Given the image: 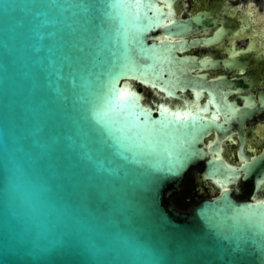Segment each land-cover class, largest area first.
<instances>
[{
  "label": "water",
  "instance_id": "95a60500",
  "mask_svg": "<svg viewBox=\"0 0 264 264\" xmlns=\"http://www.w3.org/2000/svg\"><path fill=\"white\" fill-rule=\"evenodd\" d=\"M172 3L0 0V264H264V198L235 199L233 166L204 148L234 83L179 55L215 38L187 40L205 19ZM200 162L219 192L177 208Z\"/></svg>",
  "mask_w": 264,
  "mask_h": 264
},
{
  "label": "flooded vegetation",
  "instance_id": "af4514ba",
  "mask_svg": "<svg viewBox=\"0 0 264 264\" xmlns=\"http://www.w3.org/2000/svg\"><path fill=\"white\" fill-rule=\"evenodd\" d=\"M171 9L177 18L204 17L202 27L190 21L198 30L186 35L187 40L215 38L210 43L190 46L179 55L196 56L197 70L207 79L223 76L234 83L221 87L223 92L229 91L227 100L234 102L237 109L233 113L215 112L217 122L225 119L224 114L229 120L224 123L225 131L212 129L204 138L207 158L219 156L233 166L232 181L225 187L235 199L264 198V0H173ZM153 34L159 35L161 30ZM138 88L148 101H163L173 109L185 108L181 99L165 97L142 85ZM179 94L192 110L203 106L208 97L205 91L196 97L191 89ZM202 114L209 118L212 112ZM214 144L218 149L208 151ZM203 168V162L191 167L180 192L171 195L177 208L183 209L179 204L183 199L192 204L219 192L211 181L206 184L200 179Z\"/></svg>",
  "mask_w": 264,
  "mask_h": 264
},
{
  "label": "trees",
  "instance_id": "16d2710c",
  "mask_svg": "<svg viewBox=\"0 0 264 264\" xmlns=\"http://www.w3.org/2000/svg\"><path fill=\"white\" fill-rule=\"evenodd\" d=\"M179 204L181 205L183 209H187L189 205L191 204V201L183 199L181 202H179Z\"/></svg>",
  "mask_w": 264,
  "mask_h": 264
}]
</instances>
